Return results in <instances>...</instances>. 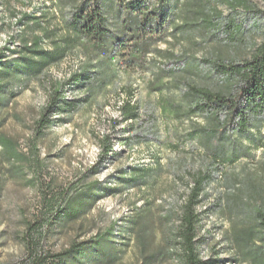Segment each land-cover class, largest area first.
<instances>
[{
    "label": "rangeland",
    "instance_id": "obj_1",
    "mask_svg": "<svg viewBox=\"0 0 264 264\" xmlns=\"http://www.w3.org/2000/svg\"><path fill=\"white\" fill-rule=\"evenodd\" d=\"M78 1L0 0L2 60L16 59L24 39L39 37L52 47L44 29L72 39L62 57L32 76L0 67V264H31L27 236L46 264H188L181 213L197 176L203 180L196 208L199 264H255L234 240L241 214L234 200L251 185H263L264 193V122L255 131L251 157L211 162L195 139L202 118L191 120L170 109L181 101L179 81L190 76L185 69L200 65L208 81L206 46L195 44L199 37L160 38L172 17L182 22L171 12L176 0L165 15L155 1L154 29L146 14H139L149 12L141 0H116L118 12L108 17L102 50L68 28ZM186 1L180 0L179 8ZM251 2L264 9V0ZM218 7L227 21L230 8ZM31 15L41 16L43 29L30 25L33 19L25 16ZM237 21L245 23L243 9ZM209 47L227 49L216 41ZM83 71L91 74L86 88L70 85L71 76ZM58 84L70 102L48 111ZM127 102L131 112L123 118ZM106 135L111 146L100 160ZM118 174L127 189L103 194L98 187L114 185ZM83 187L91 189L94 202L68 218L77 208L75 189ZM57 207L66 210L59 216ZM91 239L79 256L65 253L73 243Z\"/></svg>",
    "mask_w": 264,
    "mask_h": 264
},
{
    "label": "trees",
    "instance_id": "obj_2",
    "mask_svg": "<svg viewBox=\"0 0 264 264\" xmlns=\"http://www.w3.org/2000/svg\"><path fill=\"white\" fill-rule=\"evenodd\" d=\"M138 1V0H137ZM146 14L145 22L149 28L154 29L158 21L155 11L150 8L158 3L161 12L165 15L170 0H141ZM226 5L231 10L227 21L220 12L219 4ZM180 0L171 8L175 16H180L182 22L177 24L172 19L169 21V29L165 35H160L166 40L168 36H182L185 38L199 37L195 43L198 46L205 45L206 57L203 62L207 64L205 79L198 67L187 68L190 75L179 82L184 86H178L181 101L172 102L171 110L193 120L202 118V123L195 127L196 140L201 143L211 162L217 165L233 164L242 157H251L252 145L256 142L255 131L260 123L264 122V9H255L251 0H187L184 8H179ZM141 6V5H139ZM119 4L116 0H79L72 9L69 17L68 28L76 35H86L89 40H95V48L102 50L107 39L106 24L110 15L118 12ZM243 9L246 15L245 23L237 21L238 10ZM132 13V12H131ZM41 14H46L41 12ZM42 15V16H44ZM31 17L30 25L43 29V20L40 15ZM55 29H44V35L53 42V46H46L42 38L35 37L25 40L17 51V57L13 61L2 60L3 52L0 50V67L10 74H24L32 76L41 71L47 65L55 62L65 53L72 41L67 36L54 37ZM218 42L227 46V49H211L209 42ZM61 42L67 43L60 45ZM69 42V43H68ZM2 50H8L4 47ZM90 71V70H88ZM88 71L73 74L70 85L86 86L91 82V74ZM170 71V70H169ZM58 84L53 89V94L47 103V110H57L69 104ZM131 112V104L127 102L123 118ZM45 115V114H44ZM42 123L38 132L41 131ZM106 142L101 149V158L110 150L111 139L106 135ZM134 179V177H133ZM121 175L116 176L114 185L101 187L96 185L103 194L115 193L127 189ZM263 187V185H261ZM260 185H251L245 191L238 190L235 194L234 206L239 215L237 229L234 231V240L241 251L255 264H264V193ZM74 202H77L73 213L68 218L78 216L90 206L94 199L90 197L91 189L85 187L75 189ZM203 191V180L197 176L193 178V185L187 194L181 213L180 235L188 264H199L196 251V228L198 223L197 205ZM65 191L63 199L67 197ZM99 194L96 192V196ZM256 195L260 196L257 197ZM73 203L70 204V207ZM56 215H61L66 209L56 208ZM129 233L134 230L133 225L127 227ZM106 234H110L109 231ZM89 241L73 243L66 254L79 256ZM95 242L98 238L94 239ZM27 236L26 248L31 264H46L45 256H41L37 249H33ZM60 259L58 262H61Z\"/></svg>",
    "mask_w": 264,
    "mask_h": 264
}]
</instances>
